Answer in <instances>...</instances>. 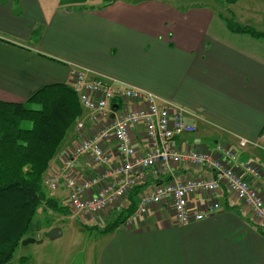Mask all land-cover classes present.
<instances>
[{
    "label": "crops",
    "instance_id": "crops-1",
    "mask_svg": "<svg viewBox=\"0 0 264 264\" xmlns=\"http://www.w3.org/2000/svg\"><path fill=\"white\" fill-rule=\"evenodd\" d=\"M77 68L183 106L197 126L188 142L210 150L217 142L228 144L237 154L238 172L245 163L263 169L264 146L242 150L237 136L253 140L264 132V41L231 31L216 10L164 0L81 7L0 0L1 100L24 102L43 86L70 84ZM210 127L216 140L202 143L200 135L208 137ZM78 136L75 130L67 137L57 167ZM131 136L145 152L143 129ZM109 147L119 159L114 140ZM77 168L82 174L95 171L83 158ZM175 171L181 178L213 176L192 166ZM168 179L162 171L150 172L151 183ZM213 196L221 208L188 225L178 224L172 207L161 203L130 229L110 231L96 264H264V229L251 211L227 191ZM208 199L200 194L192 203Z\"/></svg>",
    "mask_w": 264,
    "mask_h": 264
},
{
    "label": "built area",
    "instance_id": "built-area-1",
    "mask_svg": "<svg viewBox=\"0 0 264 264\" xmlns=\"http://www.w3.org/2000/svg\"><path fill=\"white\" fill-rule=\"evenodd\" d=\"M90 74L83 68L71 71L70 85L83 109L76 124L79 140L46 180L51 190H58L63 184L73 218H97L127 207L132 188L145 184L135 211L121 227L130 229L161 203L172 207L178 224L188 225L220 209V202L213 195L227 191L251 211L256 223L264 229L262 168L245 163L242 173L238 172L234 166L237 154L228 144L217 142L210 150L188 142L185 137L196 133L197 126L189 122L187 116L194 115L183 106L150 90ZM113 104L117 105L115 111ZM135 128H142L148 140L145 152H140L132 142ZM237 138L240 148L262 147L264 132L253 140ZM110 140L116 143L119 159L114 158ZM81 158L95 167L94 173L78 171ZM190 166L211 171L213 176L181 178L175 171ZM151 171L155 176L159 171L164 176L169 174V179L148 183ZM200 194L209 197L208 201L193 204V197Z\"/></svg>",
    "mask_w": 264,
    "mask_h": 264
},
{
    "label": "trees",
    "instance_id": "trees-1",
    "mask_svg": "<svg viewBox=\"0 0 264 264\" xmlns=\"http://www.w3.org/2000/svg\"><path fill=\"white\" fill-rule=\"evenodd\" d=\"M98 1L106 6L118 0ZM229 29L264 41V33L249 26L229 24ZM28 103L36 107H27ZM82 114L77 93L66 83L43 86L24 102L0 99V264H10L16 248L27 238L39 206L48 203L56 207L53 199L46 200L44 177L67 137L75 133ZM144 187L145 184H140L132 188L128 206L121 209L118 218L108 223L104 231L115 230L135 211ZM66 205L68 208L60 206L56 211L71 212ZM52 227L50 223L47 229Z\"/></svg>",
    "mask_w": 264,
    "mask_h": 264
},
{
    "label": "rangeland",
    "instance_id": "rangeland-1",
    "mask_svg": "<svg viewBox=\"0 0 264 264\" xmlns=\"http://www.w3.org/2000/svg\"><path fill=\"white\" fill-rule=\"evenodd\" d=\"M54 4H64L68 6H88L95 5L98 0H50ZM175 4L179 8L189 7L186 3L193 5L208 6L219 12L229 24L235 27L249 26L256 31L264 33V0H164ZM27 107L35 108V105L27 104ZM210 127L208 137L201 136L202 143H210L216 140L213 130ZM76 130V126L74 131ZM203 133V132H202ZM204 135V134H203ZM64 145V144H63ZM264 144L262 143V147ZM247 150V148H241ZM262 149V148H260ZM61 152H59L58 157ZM63 155V154H62ZM264 160V152L260 154ZM57 160V159H56ZM55 160V162H56ZM60 165L62 158L60 157ZM47 170L44 177L46 200L53 199L55 208L49 204L40 205L34 220L27 232V238L36 241L24 244L23 241L16 248L10 264H96V257L102 247L109 241V232L104 231L108 223L118 218L121 209H114L115 212L103 214L97 218L83 220L79 217L73 218V212L60 213L56 208L64 207L67 203V191L61 187L58 190L49 189L46 180L49 174L57 167L56 163ZM264 169V161L261 163ZM68 208V207H67ZM127 213V212H126ZM73 218V219H72ZM58 227L61 234L55 238L46 236L48 224ZM125 230L122 227L114 231Z\"/></svg>",
    "mask_w": 264,
    "mask_h": 264
},
{
    "label": "water",
    "instance_id": "water-1",
    "mask_svg": "<svg viewBox=\"0 0 264 264\" xmlns=\"http://www.w3.org/2000/svg\"><path fill=\"white\" fill-rule=\"evenodd\" d=\"M112 109L115 111L117 109V105L116 104H113L112 105ZM61 234V230L58 228V227H52L50 228L47 233H46V236L49 237V238H55L57 237L58 235ZM36 240L33 239V238H26L23 243L24 244H27V243H30V242H35Z\"/></svg>",
    "mask_w": 264,
    "mask_h": 264
}]
</instances>
